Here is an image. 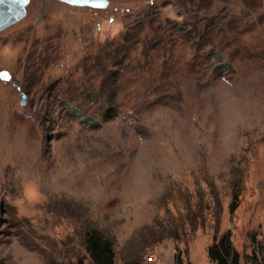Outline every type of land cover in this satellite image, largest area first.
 Masks as SVG:
<instances>
[{
  "label": "rangeland",
  "instance_id": "1",
  "mask_svg": "<svg viewBox=\"0 0 264 264\" xmlns=\"http://www.w3.org/2000/svg\"><path fill=\"white\" fill-rule=\"evenodd\" d=\"M105 2L0 30V264H264V0Z\"/></svg>",
  "mask_w": 264,
  "mask_h": 264
},
{
  "label": "trees",
  "instance_id": "2",
  "mask_svg": "<svg viewBox=\"0 0 264 264\" xmlns=\"http://www.w3.org/2000/svg\"><path fill=\"white\" fill-rule=\"evenodd\" d=\"M236 195L229 205L232 212L236 207ZM230 232L226 230L218 238L212 237V241L207 248V255L213 264H239V255L230 244ZM84 250L88 253L91 263L88 264H113L112 249L110 241L102 238L96 231L86 233ZM70 264H85L81 259ZM174 264H183L178 253L174 256ZM189 264V263H186Z\"/></svg>",
  "mask_w": 264,
  "mask_h": 264
},
{
  "label": "water",
  "instance_id": "3",
  "mask_svg": "<svg viewBox=\"0 0 264 264\" xmlns=\"http://www.w3.org/2000/svg\"><path fill=\"white\" fill-rule=\"evenodd\" d=\"M71 5H86L90 7H101L105 0H61ZM27 0H0V30L17 21L24 15V5ZM19 103H23L20 96Z\"/></svg>",
  "mask_w": 264,
  "mask_h": 264
}]
</instances>
